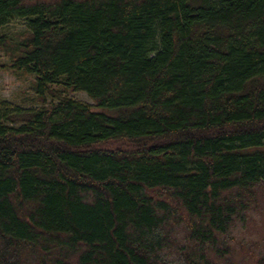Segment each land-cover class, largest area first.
Here are the masks:
<instances>
[{
    "label": "trees",
    "instance_id": "16d2710c",
    "mask_svg": "<svg viewBox=\"0 0 264 264\" xmlns=\"http://www.w3.org/2000/svg\"><path fill=\"white\" fill-rule=\"evenodd\" d=\"M0 54V264H264V0H0Z\"/></svg>",
    "mask_w": 264,
    "mask_h": 264
},
{
    "label": "rangeland",
    "instance_id": "374dc122",
    "mask_svg": "<svg viewBox=\"0 0 264 264\" xmlns=\"http://www.w3.org/2000/svg\"><path fill=\"white\" fill-rule=\"evenodd\" d=\"M26 29L25 24L20 21L10 24L2 33L14 35ZM33 81L34 78L28 75H15L0 71V102H5L10 107L23 109L41 107L36 101V95L33 93ZM71 98L79 104H84L91 109L94 108V110L100 111L95 107L94 101L87 93L82 91L74 92L71 94Z\"/></svg>",
    "mask_w": 264,
    "mask_h": 264
}]
</instances>
